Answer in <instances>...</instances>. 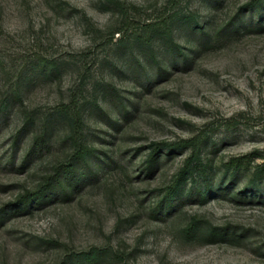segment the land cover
<instances>
[{
    "label": "rangeland",
    "instance_id": "obj_1",
    "mask_svg": "<svg viewBox=\"0 0 264 264\" xmlns=\"http://www.w3.org/2000/svg\"><path fill=\"white\" fill-rule=\"evenodd\" d=\"M0 215V264H264V0H0Z\"/></svg>",
    "mask_w": 264,
    "mask_h": 264
},
{
    "label": "trees",
    "instance_id": "obj_2",
    "mask_svg": "<svg viewBox=\"0 0 264 264\" xmlns=\"http://www.w3.org/2000/svg\"><path fill=\"white\" fill-rule=\"evenodd\" d=\"M40 145L41 141L39 138L34 137L31 140L30 147L22 157L20 165L21 169H24V166H26L28 161L32 159V156L37 151L41 150ZM73 165L74 164L62 166L61 169H58L55 173L47 176L34 190H28L18 196L16 202L11 204V208L8 212H4L3 210L4 214H9L10 212L15 214L33 207H40L45 203H50L53 197L58 196V188H61L60 191H62V193L75 190L81 183L82 176L79 172L76 173L75 170L70 167ZM230 165L234 168H241L246 167L248 162H243L241 158H237L231 160Z\"/></svg>",
    "mask_w": 264,
    "mask_h": 264
}]
</instances>
